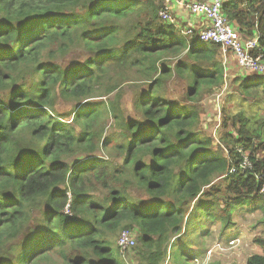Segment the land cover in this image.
<instances>
[{"label": "trees", "instance_id": "16d2710c", "mask_svg": "<svg viewBox=\"0 0 264 264\" xmlns=\"http://www.w3.org/2000/svg\"><path fill=\"white\" fill-rule=\"evenodd\" d=\"M164 1L0 0V264H127L112 241L122 227L138 233L140 264H163L168 249L176 263L198 217L227 228L246 209L264 222V176H254L264 174L263 117L240 110L217 143L203 134L199 102L224 81L220 45L161 22ZM223 11L241 37L257 32L264 53V0H225ZM77 47L83 61L56 62ZM25 75L38 81L15 83ZM173 78L185 83L182 100L167 97ZM234 83L245 101H264V76ZM125 84L136 93L123 118ZM57 97L74 103L70 122ZM109 117L120 120L117 142L104 136ZM238 146L252 168L229 174ZM108 147L110 158L96 155ZM256 242L261 253L245 264H264Z\"/></svg>", "mask_w": 264, "mask_h": 264}, {"label": "rangeland", "instance_id": "374dc122", "mask_svg": "<svg viewBox=\"0 0 264 264\" xmlns=\"http://www.w3.org/2000/svg\"><path fill=\"white\" fill-rule=\"evenodd\" d=\"M186 23H183V20L180 22V26L185 27ZM85 58L84 49L77 47L73 49L68 55L65 57L55 56L56 62L58 64H62L63 66H70L75 63H80ZM234 61H232L233 64ZM172 65V64H169ZM67 68V67H66ZM258 75H255L251 72H239L237 66L235 69H227L225 71L224 81L222 87H214L212 92L206 94L201 101L199 102V106L201 108V122H202V132L204 135L210 137L214 143L218 142V137L220 131L222 130V123L225 116H230L237 111L243 110L250 116L261 117V124L264 126V101H257V99L262 98L263 96L259 95L258 98L249 99L245 101V98L241 95L237 83H234L235 79H246V78H254ZM24 82L26 88L33 85L38 81V77L31 75H25L24 77H19L15 83ZM124 91L122 94H118L121 97L120 100V114L123 118L127 116L134 115V109L132 105L133 97L136 93L133 85L125 84L123 85ZM219 88V89H217ZM224 88L223 93L221 94L219 100L215 98V95L220 92V90ZM185 83L180 79L173 78L168 82L167 85V97L183 99L185 95ZM115 96L110 95L108 97L98 98L107 100L108 98L114 99ZM230 97V99H229ZM215 98V100H214ZM220 106V114L217 111L218 104ZM54 107L56 109L57 114H64L62 116V120L65 122H70L71 115L74 108V103L70 100H64L62 98L57 97L55 99ZM56 114V113H54ZM219 114V116H218ZM58 116V115H57ZM219 119V120H218ZM119 119L114 120L112 117H109L106 121L104 127V136H115L122 129L119 126ZM259 123H255V127ZM216 126V127H215ZM219 126V127H218ZM262 134L264 135V128L262 129ZM114 141L117 142V139L114 137ZM111 142L110 146H112L113 142ZM216 145V144H215ZM112 153L111 147L108 148H100L97 152V156H103V158H110L109 154ZM214 184L223 185L222 179L217 178L213 181ZM210 186L204 187L202 192H206V190ZM136 196H141L140 194H136ZM198 202H207V198L199 197ZM194 201L192 202L193 205ZM191 208L188 210L187 214L184 217V222L189 214ZM201 214V211H198L197 215ZM233 225L231 227L225 228L219 221H211L206 217H198L197 223H201L202 226L194 229L195 231L192 234L195 236V243L191 242L189 248L185 255L180 258L179 262L175 263L173 257H170L171 250L169 253V249L167 251V255L169 254V258L165 257L163 264H194V258L200 257L203 258V254L205 250H207L210 246L213 245L216 241L225 242L229 240L231 237L239 236L241 242L232 249H227L225 251H215L211 254L208 264H245L247 258L255 253H261L260 248L256 240H264V222H261V214L260 211H252L249 212L246 209H237L234 211L232 215ZM122 230H128L131 234V237L134 239V245L137 243V232L134 229H126L124 227L118 229L115 235L112 237V241L114 247L117 246V240ZM184 226L182 225L181 231L183 232ZM176 237V235H174ZM174 237L172 235L169 238L171 242ZM168 241V243H169ZM132 248V247H131ZM129 251H123L118 256L120 259L124 258L127 261V264H140V260L138 255L135 252H132V249ZM116 249V247H115ZM178 256V255H177ZM123 259V260H124Z\"/></svg>", "mask_w": 264, "mask_h": 264}, {"label": "built area", "instance_id": "2783aa9c", "mask_svg": "<svg viewBox=\"0 0 264 264\" xmlns=\"http://www.w3.org/2000/svg\"><path fill=\"white\" fill-rule=\"evenodd\" d=\"M225 0H165L162 7L158 10V19L168 25L178 28L181 35L191 38L195 37L202 42L213 41L220 45V52L223 57L224 76L227 64V56H232L235 60L239 72H251L258 76H264V53L260 51L258 45V35L254 32L251 37L243 38L235 29L234 25L227 19L223 5ZM179 6L194 23H186L185 27L180 26L181 20L178 19L173 11L172 5ZM257 51L255 55L252 52ZM224 88L216 94L218 99L223 93ZM220 113V109H218ZM240 154V161L237 165L229 167V174L245 173L251 170L252 162L249 152L242 147H236ZM228 154L227 151L225 153ZM256 179H260L264 174H254ZM260 193L264 192V180L260 184ZM66 213L68 212L66 208ZM241 242L240 237H231L222 242L216 241L205 250L203 258H194V264H208V260L215 251H225L232 249ZM117 246L121 252L129 251L134 246V239L128 230H122L117 240Z\"/></svg>", "mask_w": 264, "mask_h": 264}, {"label": "crops", "instance_id": "0c3cea01", "mask_svg": "<svg viewBox=\"0 0 264 264\" xmlns=\"http://www.w3.org/2000/svg\"><path fill=\"white\" fill-rule=\"evenodd\" d=\"M172 8H173V11L176 13V15H177V17H178V19H180V20H183V23H188V24H191V22H193L194 21V19L193 20H191V19H189L188 18V16L186 15V13L179 7V6H177L175 3L172 5ZM194 23V22H193ZM220 56H221V58L223 59V57H222V55L220 54ZM226 65H225V67H226V71H227V69H232V68H234L235 69V66H236V63H235V60L232 58V56H227V58H226ZM232 61H234L233 62V64H232ZM215 98H216V95H215ZM215 98H214V100H215ZM220 98V97H219ZM219 98L217 99V100H219ZM216 106H217V111H219L218 109H220V106H219V102H218V104H216ZM220 114V113H219ZM219 114H218V116H219ZM219 120V119H218ZM216 127V126H215ZM219 127V126H218Z\"/></svg>", "mask_w": 264, "mask_h": 264}]
</instances>
